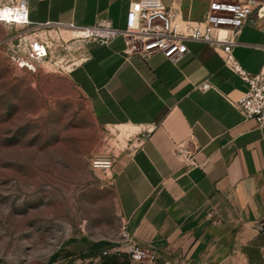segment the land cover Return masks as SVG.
<instances>
[{
  "label": "crops",
  "instance_id": "1",
  "mask_svg": "<svg viewBox=\"0 0 264 264\" xmlns=\"http://www.w3.org/2000/svg\"><path fill=\"white\" fill-rule=\"evenodd\" d=\"M131 1L27 0V8L38 27H85L99 20L123 27ZM208 1L162 0L177 20L202 18ZM61 30L46 31L60 36ZM123 40L85 41L67 74L95 121L116 127L125 139L111 154L109 171L126 230L155 253L153 264H264V227L258 226L264 217V126L231 102L247 82L206 42L186 39V51L172 61L161 51L147 58L127 55ZM232 55L249 72L261 69L264 3L242 26ZM184 139L197 147L196 166L172 152ZM96 242L67 244V263L131 264L125 251L101 252L124 249L122 238ZM59 261L55 255L44 264ZM0 264L19 263L0 258Z\"/></svg>",
  "mask_w": 264,
  "mask_h": 264
},
{
  "label": "rangeland",
  "instance_id": "2",
  "mask_svg": "<svg viewBox=\"0 0 264 264\" xmlns=\"http://www.w3.org/2000/svg\"><path fill=\"white\" fill-rule=\"evenodd\" d=\"M49 28L62 29L60 36ZM64 28L72 27L35 28L50 54L28 69L11 61L6 40L32 36V27L0 21V258L19 264H44L53 255L68 264L69 243L122 238L110 167L94 160L111 158L125 139L95 121L70 80L67 69L88 40Z\"/></svg>",
  "mask_w": 264,
  "mask_h": 264
},
{
  "label": "built area",
  "instance_id": "3",
  "mask_svg": "<svg viewBox=\"0 0 264 264\" xmlns=\"http://www.w3.org/2000/svg\"><path fill=\"white\" fill-rule=\"evenodd\" d=\"M264 0H209L207 9L198 20H177L170 7L162 0H133L127 9L123 27H116L106 20L76 27L85 33L78 36L88 41L107 42L117 35L123 36L124 50L127 55L138 54L147 58L155 51H161L167 58L176 61L186 51L184 41L197 39L213 46L221 55L232 71L238 73L247 82L246 91L232 104L245 117L254 118L259 127L264 126V63L257 72H249L241 67L232 55V46L237 42V36L250 15ZM0 21L5 24H19L32 27V36L16 33L6 40L7 53L11 61L18 67L31 69L34 64L47 59L50 54L48 41L35 35L34 30L39 23H33L28 15L27 0H9L1 5ZM83 39V40H86ZM206 83L202 87H206ZM197 147H189L187 140L174 143L172 152L186 166H196L194 155ZM95 166L111 167L112 158L103 157L94 160ZM264 227V217L258 222ZM124 249L114 245L101 250L102 254L116 255L125 251L131 264H153L155 253L133 240L131 233L122 225ZM164 264H169L168 262Z\"/></svg>",
  "mask_w": 264,
  "mask_h": 264
},
{
  "label": "bare ground",
  "instance_id": "4",
  "mask_svg": "<svg viewBox=\"0 0 264 264\" xmlns=\"http://www.w3.org/2000/svg\"><path fill=\"white\" fill-rule=\"evenodd\" d=\"M0 8H1V6H0ZM71 32L70 34H74V35H76V33H85L86 32V29L85 28H81V29H76V28H69L68 30H67V32ZM30 34V33H29ZM48 59V58H47ZM46 59V60H47Z\"/></svg>",
  "mask_w": 264,
  "mask_h": 264
},
{
  "label": "trees",
  "instance_id": "5",
  "mask_svg": "<svg viewBox=\"0 0 264 264\" xmlns=\"http://www.w3.org/2000/svg\"><path fill=\"white\" fill-rule=\"evenodd\" d=\"M106 243H108V241H97L96 245L99 246L101 244H106ZM54 257H55V255L51 256L50 260L53 259ZM109 261H110V264H113L115 262L114 260H109Z\"/></svg>",
  "mask_w": 264,
  "mask_h": 264
}]
</instances>
